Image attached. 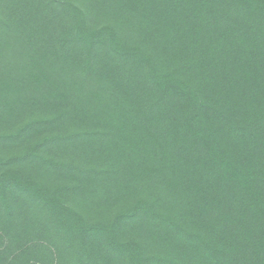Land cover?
Returning a JSON list of instances; mask_svg holds the SVG:
<instances>
[{
	"label": "trees",
	"instance_id": "obj_1",
	"mask_svg": "<svg viewBox=\"0 0 264 264\" xmlns=\"http://www.w3.org/2000/svg\"><path fill=\"white\" fill-rule=\"evenodd\" d=\"M0 264H264V0H0Z\"/></svg>",
	"mask_w": 264,
	"mask_h": 264
},
{
	"label": "rangeland",
	"instance_id": "obj_2",
	"mask_svg": "<svg viewBox=\"0 0 264 264\" xmlns=\"http://www.w3.org/2000/svg\"><path fill=\"white\" fill-rule=\"evenodd\" d=\"M10 3H12L13 5H16V6H18L20 9H24V7H25V2H26V0H8ZM10 5V4H9ZM10 6H12V5H10ZM83 203L84 202H80V207H81V209H82V212H83V214H85V213H87V212H90V210L91 209H95L96 210V212H97V214L98 215H102L103 213H104V211L102 210V208L104 207V206H100V205H93V206H95V207H90L88 204H85V207H84V205H83ZM86 203H89L90 205H92V203H90V202H87L86 201Z\"/></svg>",
	"mask_w": 264,
	"mask_h": 264
}]
</instances>
